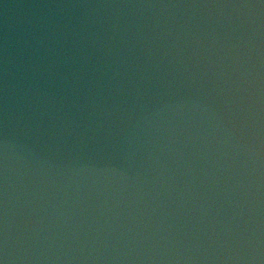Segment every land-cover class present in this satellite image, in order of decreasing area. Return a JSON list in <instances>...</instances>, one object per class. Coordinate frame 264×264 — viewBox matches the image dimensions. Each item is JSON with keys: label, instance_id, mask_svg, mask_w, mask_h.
I'll use <instances>...</instances> for the list:
<instances>
[{"label": "water", "instance_id": "1", "mask_svg": "<svg viewBox=\"0 0 264 264\" xmlns=\"http://www.w3.org/2000/svg\"><path fill=\"white\" fill-rule=\"evenodd\" d=\"M0 264H264V0H0Z\"/></svg>", "mask_w": 264, "mask_h": 264}]
</instances>
